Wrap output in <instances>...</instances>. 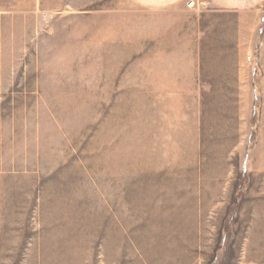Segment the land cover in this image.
<instances>
[{
  "label": "rangeland",
  "instance_id": "rangeland-1",
  "mask_svg": "<svg viewBox=\"0 0 264 264\" xmlns=\"http://www.w3.org/2000/svg\"><path fill=\"white\" fill-rule=\"evenodd\" d=\"M190 1L0 0V264H264V3Z\"/></svg>",
  "mask_w": 264,
  "mask_h": 264
},
{
  "label": "crops",
  "instance_id": "crops-1",
  "mask_svg": "<svg viewBox=\"0 0 264 264\" xmlns=\"http://www.w3.org/2000/svg\"><path fill=\"white\" fill-rule=\"evenodd\" d=\"M143 8L166 9V8H187L188 0H133ZM214 8L230 11L239 10L246 12L255 9L264 3V0H207Z\"/></svg>",
  "mask_w": 264,
  "mask_h": 264
},
{
  "label": "built area",
  "instance_id": "built-area-1",
  "mask_svg": "<svg viewBox=\"0 0 264 264\" xmlns=\"http://www.w3.org/2000/svg\"><path fill=\"white\" fill-rule=\"evenodd\" d=\"M195 5H196L195 0H191V1L188 3V6H189V7H194Z\"/></svg>",
  "mask_w": 264,
  "mask_h": 264
},
{
  "label": "bare ground",
  "instance_id": "bare-ground-1",
  "mask_svg": "<svg viewBox=\"0 0 264 264\" xmlns=\"http://www.w3.org/2000/svg\"><path fill=\"white\" fill-rule=\"evenodd\" d=\"M171 216V214L168 216V218ZM174 216V215H173ZM158 248H162V246H158ZM171 257V255H167V258H170Z\"/></svg>",
  "mask_w": 264,
  "mask_h": 264
}]
</instances>
